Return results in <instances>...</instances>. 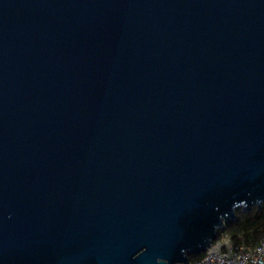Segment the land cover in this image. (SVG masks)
<instances>
[{
    "label": "water",
    "instance_id": "1",
    "mask_svg": "<svg viewBox=\"0 0 264 264\" xmlns=\"http://www.w3.org/2000/svg\"><path fill=\"white\" fill-rule=\"evenodd\" d=\"M264 202V0H0V264H192Z\"/></svg>",
    "mask_w": 264,
    "mask_h": 264
},
{
    "label": "built area",
    "instance_id": "2",
    "mask_svg": "<svg viewBox=\"0 0 264 264\" xmlns=\"http://www.w3.org/2000/svg\"><path fill=\"white\" fill-rule=\"evenodd\" d=\"M192 264H264V235L255 243H235L225 233Z\"/></svg>",
    "mask_w": 264,
    "mask_h": 264
},
{
    "label": "trees",
    "instance_id": "3",
    "mask_svg": "<svg viewBox=\"0 0 264 264\" xmlns=\"http://www.w3.org/2000/svg\"><path fill=\"white\" fill-rule=\"evenodd\" d=\"M229 233L235 243H255L264 235V202L251 209L239 207L234 219L227 223L219 237ZM202 253L190 255L192 262L198 260Z\"/></svg>",
    "mask_w": 264,
    "mask_h": 264
}]
</instances>
